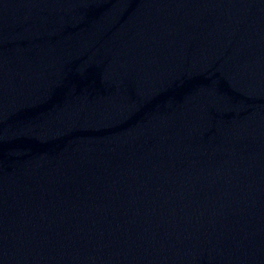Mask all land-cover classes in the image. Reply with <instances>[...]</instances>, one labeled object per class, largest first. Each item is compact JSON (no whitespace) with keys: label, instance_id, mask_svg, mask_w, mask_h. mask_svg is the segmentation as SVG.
<instances>
[{"label":"water","instance_id":"obj_1","mask_svg":"<svg viewBox=\"0 0 264 264\" xmlns=\"http://www.w3.org/2000/svg\"><path fill=\"white\" fill-rule=\"evenodd\" d=\"M0 264H264V0H0Z\"/></svg>","mask_w":264,"mask_h":264}]
</instances>
